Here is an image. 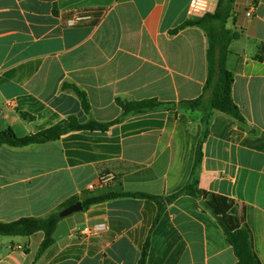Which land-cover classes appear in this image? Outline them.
Instances as JSON below:
<instances>
[{
	"label": "crops",
	"instance_id": "0c3cea01",
	"mask_svg": "<svg viewBox=\"0 0 264 264\" xmlns=\"http://www.w3.org/2000/svg\"><path fill=\"white\" fill-rule=\"evenodd\" d=\"M190 0H0V132L25 136L69 116L111 122L118 99L180 102L198 98L208 76V37ZM251 11V16L247 13ZM230 27L232 95L245 122L214 111L156 109L108 131H74L59 140L0 149V222L46 217L77 196L132 193L164 197L188 183L200 139V188L237 203L264 264V0H235ZM65 84L87 94L91 115ZM23 114L32 118H26ZM115 180L96 187L103 175ZM159 208L118 197L63 218L39 257L44 233L0 237V264H236L223 230L194 198Z\"/></svg>",
	"mask_w": 264,
	"mask_h": 264
},
{
	"label": "trees",
	"instance_id": "16d2710c",
	"mask_svg": "<svg viewBox=\"0 0 264 264\" xmlns=\"http://www.w3.org/2000/svg\"><path fill=\"white\" fill-rule=\"evenodd\" d=\"M234 3L235 0H220L214 13H209L199 20L186 21L173 31V34H177L187 27L196 26L204 30L208 37V76L203 92L198 98L178 103L161 102L155 98L141 101L118 99V104L122 108L123 114L114 121L104 123L91 118L86 123H80L78 118L72 115L48 129L25 136L18 135L13 129H8L0 132V149L4 145L21 148L46 144L57 141L63 135L74 131L106 132L112 126L121 123L131 115L147 113L160 108L202 112L206 124L209 123L214 111L224 112L240 122H245L240 108L233 99L234 73L228 67L230 45L241 37L238 31L227 28L230 19L233 18L235 20L236 18ZM64 89L75 92L81 101L84 111L91 115V106L84 91L71 84H65ZM23 116L32 118L26 114H23ZM206 132L198 143L191 177L186 186L177 193L166 198L147 194L112 192L104 194L92 193L83 200L74 196L64 201L58 211L46 217H22L12 222H0V237H29L42 232L44 233V240L39 252V257H41L55 243V232L58 224L63 219L60 217L61 211L75 203L82 202L84 210H87L95 204L118 197L140 196L157 203L159 211L154 222L155 226L161 218L165 205L173 203L180 196L188 195L196 200L203 212L209 213L215 218L234 251L237 258L236 264H262L254 248V238L251 229L247 225H239L238 223L237 203L226 196L206 191L199 186V174L203 160V143L207 135ZM149 247L150 237H148L144 245L138 264H146Z\"/></svg>",
	"mask_w": 264,
	"mask_h": 264
},
{
	"label": "built area",
	"instance_id": "2783aa9c",
	"mask_svg": "<svg viewBox=\"0 0 264 264\" xmlns=\"http://www.w3.org/2000/svg\"><path fill=\"white\" fill-rule=\"evenodd\" d=\"M220 0H190L189 6L187 9V15L191 19L199 20L209 13H214L218 7ZM251 11L247 13L248 16H251ZM115 180V176L112 174L103 175L99 178V183L95 186L90 184L88 189L93 191L96 187L106 188Z\"/></svg>",
	"mask_w": 264,
	"mask_h": 264
},
{
	"label": "water",
	"instance_id": "95a60500",
	"mask_svg": "<svg viewBox=\"0 0 264 264\" xmlns=\"http://www.w3.org/2000/svg\"><path fill=\"white\" fill-rule=\"evenodd\" d=\"M84 209L82 202H78L75 203L69 207H67L66 209H64L63 211H61L60 213V217L61 218H65L68 217L74 213L80 212Z\"/></svg>",
	"mask_w": 264,
	"mask_h": 264
},
{
	"label": "rangeland",
	"instance_id": "374dc122",
	"mask_svg": "<svg viewBox=\"0 0 264 264\" xmlns=\"http://www.w3.org/2000/svg\"><path fill=\"white\" fill-rule=\"evenodd\" d=\"M232 21H233V18L230 19V21H229V23H228V25H227V28H228V29H233V28L230 27V26H231V25H230V22H232ZM70 216H71V215H70ZM70 216H68V217H70Z\"/></svg>",
	"mask_w": 264,
	"mask_h": 264
}]
</instances>
